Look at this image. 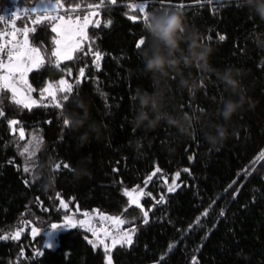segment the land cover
Segmentation results:
<instances>
[{"label":"trees","instance_id":"16d2710c","mask_svg":"<svg viewBox=\"0 0 264 264\" xmlns=\"http://www.w3.org/2000/svg\"><path fill=\"white\" fill-rule=\"evenodd\" d=\"M37 1L0 0V12L15 10L13 5L32 7ZM98 2L65 0L66 4L82 5L74 16L84 15L89 12V3ZM141 2L148 13L179 9L186 26L196 30L211 50L210 67L185 69L189 87L180 86L175 72L165 77L164 110L186 115L190 135L179 133L164 121L152 129L133 123L136 92L161 88L152 86L143 70L144 43L136 46V41L146 36L143 20L133 22L126 15L139 16L138 10H130L128 4ZM245 2L117 0L111 5L106 0L100 16L93 18L100 19L101 26L90 23L84 41L87 47L94 38L90 46L103 53L99 68L92 63L91 55L82 53L55 67L51 24L33 26L28 15L21 12L17 27L37 28L29 33V43L40 49L44 62L27 75L34 89L32 98L38 102L31 109L17 105L9 90H0V109L5 112L0 117V236L9 234L8 239H0V264H105L102 245L93 249L85 238L89 232L79 226L60 230L54 248L44 246V234L33 237L30 232L32 226L47 230L51 222L62 221L65 215L81 218L85 210L91 214L93 209L128 216L126 228L136 223L132 245L116 246L112 264H153L162 255V264H264V159L258 156L264 148V20ZM108 20L110 26L104 27L103 22ZM6 23L7 19L0 22V31H6ZM221 34L225 39H219ZM81 67H85V74L77 83L75 77ZM227 68L242 70L239 79L244 103L225 122L220 109L231 93L220 76ZM67 69H72L71 76ZM61 76L74 87L64 115L87 113L83 127L65 128L61 109L40 95L46 81L56 82ZM192 81L196 84L194 91L190 90ZM9 119L19 121L14 126L16 131L9 127ZM93 122L99 132L90 131L82 140L87 124ZM211 124L225 127L222 142L212 144L205 138ZM21 127L25 130L23 140L19 138ZM31 136L38 145L31 156L21 154L20 149ZM64 163L70 167L64 168ZM26 164L28 173L24 172ZM245 166V173L237 177ZM157 167L160 171L145 188L152 196L141 198L144 207L151 209L148 222L143 223L140 210L127 206L123 189L143 187L144 178ZM177 172L179 186L168 192L171 177ZM47 175L55 178L53 187L42 186ZM161 177H168V183ZM57 192L69 204L67 209L60 207ZM233 192H237L235 197ZM161 194L165 201L156 203ZM126 206L128 210L123 211ZM205 208L209 209L207 216L188 230ZM18 228L23 229L19 238L11 239ZM169 244L175 245L171 251ZM193 256L196 261H192Z\"/></svg>","mask_w":264,"mask_h":264},{"label":"snow or ice","instance_id":"6c2138e0","mask_svg":"<svg viewBox=\"0 0 264 264\" xmlns=\"http://www.w3.org/2000/svg\"><path fill=\"white\" fill-rule=\"evenodd\" d=\"M106 0H99L98 3L92 4L89 3L87 8L89 9L88 14H85L82 18L74 13H78V10L81 9L82 5L80 3L75 4H66L65 0H48L45 3V0H39V2L32 7L19 8L13 5L15 10L8 11L5 9L4 12H0V22H4L6 19L8 21V26L11 29L10 31H0V90L7 89L12 93V99L17 105H21L23 108L31 109L38 102L32 99L30 93L34 91L31 84H29L26 79L29 72L33 69H39L44 60L39 48L32 46L29 43V33L37 31L36 27L29 28L25 26L24 28H18L16 21L21 19V12L28 15L30 23L33 26L41 24H51V32L55 33L53 36L52 56L55 57V67L60 68L61 61H69L74 58L77 54H83L85 56L91 55L93 57L92 63L99 68V61L103 56V53L94 50L90 44L94 38L90 39L89 46H85V39L87 37L86 28L90 23H95V26L99 28L101 26V20L96 19L93 21L91 17H99L100 9L105 6ZM108 4L116 5L117 0H107ZM43 5V6H41ZM130 10H138L140 13L137 15H129L126 13L128 19L136 22L138 20H146L148 12L146 10L145 3H130L128 4ZM62 12L67 13L66 15L61 14ZM7 13V15L5 14ZM35 16L34 19H31L32 16ZM111 24V20L104 21L103 26L108 27ZM23 35V39H21ZM219 39H225L224 35H219ZM144 42V38L141 37L136 41L137 48L141 47ZM7 57L5 59L4 57ZM85 67H87L85 65ZM85 67H81L79 75L75 77V82H81L85 74ZM67 74L72 75V69H67ZM26 86V90L23 96H20V87ZM41 97H46L49 102L56 108L61 109V115L63 116V125L65 128L70 127L69 120L64 115V109L68 106L67 101L70 99V94L74 92L73 83L65 79L64 76H61L60 79L56 82L46 81L44 86L39 89ZM58 93L60 95H58ZM5 112L3 109H0V117L4 116ZM9 127L16 131L14 127L19 123L15 119H9L7 121ZM19 138L21 140L25 137L24 128H19ZM33 148H35L39 141L35 137L30 141ZM21 154L28 153L29 156L32 155L29 144H25L22 149H20ZM259 159H264V148L260 150L258 154ZM189 160H192L193 157L189 156ZM253 161L258 163L259 160L254 157ZM253 162H250V164ZM64 168H69L70 165L64 163ZM248 166H245L244 169H241L237 173V177L245 173V169ZM59 170L60 165L55 166ZM30 167L26 164L24 172L28 173ZM160 169L157 167L154 172L144 178V186L139 185L133 186L131 189L124 188L123 195L127 197V206H135L142 213V222L147 223L149 220V212L151 209H146L142 204L141 198L143 196H152V193L146 192L145 188L148 185V182L152 180V176L155 175V172H159ZM188 171V169H184ZM180 173L177 172L171 177V185L167 187L168 192L175 191V187H178L177 178ZM164 180L165 184L168 183V177H161ZM25 183L28 184L29 181L25 180ZM235 183V180L233 181ZM232 185L230 184L229 187ZM239 189H237V192ZM237 192H233V197L237 195ZM56 198L59 200V205L63 209H67L69 204L61 198V193H55ZM74 199V198H73ZM155 199V198H154ZM165 201V196L160 195L159 200L156 203H163ZM214 203V202H213ZM42 206V205H41ZM125 207L123 211H127L128 207ZM47 211V209H45ZM77 212L80 211L79 208L76 209ZM209 209L205 208L193 221L192 224L188 225V230H191L194 225H197L202 217L207 216ZM93 213H96V216L91 215L87 210L82 213L83 219H74L72 216L65 215L62 218V221H53L49 225V230L47 232L54 234L62 228H74L79 226L80 228H85L88 232L92 234L94 239H88V243L93 247L97 248V245H102L104 249V262L105 264H112V254L113 249L116 246H131L133 243V237L137 232L136 223H131L130 228H120V225H125L130 223L121 215H108L107 213L101 212L98 209H93ZM221 216L224 215L223 210L220 213ZM99 219V224H94V219ZM135 217L132 218L135 221ZM30 223V222H26ZM23 229H16V231L11 233V239H18L20 232ZM41 232V229L35 226L31 227V235L33 237L37 236ZM9 234L5 233L3 236H0V239H8ZM48 248L53 247L54 239L45 242ZM174 244H169L168 249L174 247ZM23 254V249L21 250ZM163 255L160 257L159 261H154L153 264H162ZM197 257L193 256L192 261H196Z\"/></svg>","mask_w":264,"mask_h":264},{"label":"clouds","instance_id":"9594fccd","mask_svg":"<svg viewBox=\"0 0 264 264\" xmlns=\"http://www.w3.org/2000/svg\"><path fill=\"white\" fill-rule=\"evenodd\" d=\"M245 5L251 7L254 13L264 20V0H246ZM142 29L146 33L141 52L143 70L150 76L152 86L161 85V88L159 91L154 89L152 92H136L134 99L137 104L133 123L137 127L152 129L164 121L174 126L179 133L190 135L186 115L171 114L164 110L165 77L170 72H175L180 77V86L189 87L185 69L204 70L210 67L208 58L211 50L200 40L196 30L186 26L182 12L176 8L148 13L146 20L142 22ZM241 75L242 70L239 68H227L221 73L220 79L231 93L220 109V115L225 122L230 120L233 113L244 103L243 88L239 79ZM195 88V81H192L190 90L194 91ZM65 116L69 120L70 127L73 128L83 127L88 121L87 113L79 115L69 112ZM99 130V126L94 122L88 123L81 139H86L90 131L99 132ZM225 137L226 129L220 124H211L205 131V138L212 144L222 142ZM54 183L55 178L47 175L42 186L53 187Z\"/></svg>","mask_w":264,"mask_h":264},{"label":"rangeland","instance_id":"374dc122","mask_svg":"<svg viewBox=\"0 0 264 264\" xmlns=\"http://www.w3.org/2000/svg\"><path fill=\"white\" fill-rule=\"evenodd\" d=\"M39 2V0L33 5V6H35L37 3ZM48 2V0H45V3H47ZM41 6H43V5H41ZM85 14H88V12L87 13H85ZM84 14V15H85ZM84 15H81L80 17H81V21H82V18H83V16ZM93 18L94 17H91L90 16V19H92L93 20ZM11 29H9V31H10ZM21 39H23V35H21ZM26 79L28 80V78L26 77ZM25 90H26V86H21L20 87V96H23L24 95V92H25ZM30 95H31V93H30ZM31 97H32V95H31ZM33 99V98H32ZM32 137L33 136H31L30 137V139H29V141L27 142V144H29V146H30V150L32 151V153H33V151H34V149L35 148H33V146L31 145V143H30V141L32 140ZM37 140V139H36ZM91 215H93V216H96L97 214L96 213H91ZM126 220H128L129 221V217L128 216H123ZM74 218V217H73ZM74 219H83V216L81 217V218H74ZM99 219L97 218V219H94L93 220V223L94 224H99ZM126 224H128V223H126ZM120 228H126L124 225H120L119 226ZM39 228V227H38ZM41 229V232L40 233H42V234H44V236H45V241H44V246L45 247H47L46 246V244H45V242L46 241H50V240H53L54 239V244H53V247H51V248H54L55 246H56V235H57V233L60 231V230H64V229H67V228H62V229H60V230H58L55 234H54V236H53V234L52 233H49V232H47L49 229H47V230H44V229H42V228H40ZM83 229H85V228H83ZM86 230V229H85ZM31 232V231H30ZM39 233V234H40ZM89 234H90V236L88 237L89 239H94L93 237H92V234L89 232ZM103 247V246H102Z\"/></svg>","mask_w":264,"mask_h":264},{"label":"built area","instance_id":"2783aa9c","mask_svg":"<svg viewBox=\"0 0 264 264\" xmlns=\"http://www.w3.org/2000/svg\"><path fill=\"white\" fill-rule=\"evenodd\" d=\"M8 30H9V28H8V24L6 23V31H8ZM5 57H6V56H5ZM5 57H4V58H5Z\"/></svg>","mask_w":264,"mask_h":264}]
</instances>
